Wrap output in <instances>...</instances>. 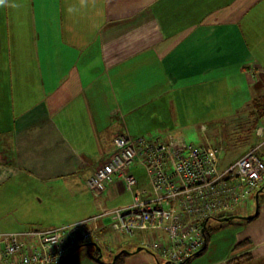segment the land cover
I'll list each match as a JSON object with an SVG mask.
<instances>
[{"label": "crops", "instance_id": "0c3cea01", "mask_svg": "<svg viewBox=\"0 0 264 264\" xmlns=\"http://www.w3.org/2000/svg\"><path fill=\"white\" fill-rule=\"evenodd\" d=\"M257 11H264V0H4L0 86L4 73L12 75L13 93L25 103L0 114V177L12 178L25 154L45 181L59 172L54 181L78 187L80 177L87 183L113 155L115 137L167 141L173 136L161 137L173 132L170 118L177 109L185 115L186 109L209 107L204 98L216 96L225 83L231 107L243 109L264 86V60L256 54L264 42L249 39L243 29L252 27ZM26 141L31 145L20 144ZM131 172L140 190H148L142 169ZM89 193L66 225L100 217L92 223L105 237L100 257L108 250L117 255L115 263L124 251L156 257L136 252L139 239L107 242V234L115 233L105 215L133 202L116 204L118 195L131 194L122 182ZM252 241L256 257H264V240ZM91 247L64 262L103 264L91 258ZM230 247L210 264H227Z\"/></svg>", "mask_w": 264, "mask_h": 264}, {"label": "built area", "instance_id": "2783aa9c", "mask_svg": "<svg viewBox=\"0 0 264 264\" xmlns=\"http://www.w3.org/2000/svg\"><path fill=\"white\" fill-rule=\"evenodd\" d=\"M239 159L221 167L223 146L149 140L120 134L115 151L88 180L97 195L117 181L133 196L129 206L106 214L111 230L124 240L139 239L146 250L170 264H184L206 246L205 222L235 213L264 188V129ZM137 163L147 174L148 190H140L131 172ZM100 217L24 232L0 233V264H61L76 249L100 244ZM105 240V239H104Z\"/></svg>", "mask_w": 264, "mask_h": 264}, {"label": "rangeland", "instance_id": "374dc122", "mask_svg": "<svg viewBox=\"0 0 264 264\" xmlns=\"http://www.w3.org/2000/svg\"><path fill=\"white\" fill-rule=\"evenodd\" d=\"M251 19L252 27L250 29L243 27L246 36L249 39H258L259 37L262 38L264 42V11L253 12ZM244 21L243 26L245 24ZM253 42L255 43V41ZM259 44L262 45L263 51L262 53L256 52V54L263 61L264 44H262V42ZM251 46L254 50L257 48V45L255 46L252 44ZM12 78L13 76L7 73H4L2 76V86H0V114L9 113L10 109L14 112L18 104L25 103L24 99L17 100L22 94L13 93ZM228 87H230V84L225 83L223 84V89L216 96L213 94L206 100L204 98V103L209 105V107L195 106L191 109H186L185 115L181 109H177V117L173 118L171 116L170 118L173 124L171 126L173 132L165 136L162 135L161 138L168 139L170 136H173V138L182 139L188 144H195L198 146L202 144H221V130L219 129L221 126L215 125V121H229L228 118H230L231 115H235L236 112L241 110L231 107V88L229 89ZM256 91H264V86L260 84L256 88ZM15 110H22V108H17ZM101 116L103 117V115ZM203 123L205 125H203ZM2 137H10V134H3ZM167 141H169V139ZM257 141L258 138L256 135L255 143ZM31 143V141H26L20 144L31 145ZM245 151L246 148H241L235 153L224 152L221 167L224 169L239 159L240 155ZM21 152L22 150L19 149L18 153L22 154ZM23 155V159L17 162L18 167L12 175V178H6L5 176L0 177V233L24 232L31 229L45 230L68 224L70 219L74 217L73 215L76 209L81 206L82 201L90 195L89 192H91V190L88 186V181L86 183V178L83 176L80 177L83 179L81 184L78 183V187L62 179L54 181L58 178L55 176L61 174L59 172L48 173L50 176H53L51 178L52 181H45L44 177L46 175L37 171L33 165L26 164L27 156L29 155ZM13 161H15V158ZM22 162H25V164L23 165ZM31 166H33L34 169H32ZM137 167V163H134L132 166L133 169ZM69 181L72 183L76 182L75 179H70ZM131 195L132 194H127L123 197L118 195L116 198L118 202L116 204H126L128 201L131 203L133 201L131 200ZM259 195L258 200L255 194L251 203L248 206L246 203L242 204L238 211V214L241 216L251 217L255 216L257 209H259L258 217L253 220L236 219L231 222L211 221L210 226L214 228V232L209 249L205 255L190 260V264L193 262H198V264H210V262L216 261L223 256L225 250L230 246H232L230 249L232 250L233 248L234 250L237 243L244 242L248 239L252 241V238H254L255 242L264 240V192H261ZM107 235V239L109 240L107 242L111 244L112 242L115 243V241L121 243L119 241L124 240L116 234L113 236L111 232ZM99 245H104L103 238ZM85 248L87 247L81 248L78 252H83ZM252 251L257 261H264V257H256L255 254L257 252L255 253L256 249L254 247ZM94 255L98 256V258H94L93 260L98 261V259H101L103 264H114L115 257L117 256L112 258V254H109L108 250H105L102 257L96 254ZM73 258L74 257H72L71 260ZM232 258H234V256ZM67 262L65 261L63 264ZM167 262L168 260L163 257H154L150 253L143 251L139 254L125 256L118 264H166Z\"/></svg>", "mask_w": 264, "mask_h": 264}, {"label": "trees", "instance_id": "16d2710c", "mask_svg": "<svg viewBox=\"0 0 264 264\" xmlns=\"http://www.w3.org/2000/svg\"><path fill=\"white\" fill-rule=\"evenodd\" d=\"M257 93L258 94H256L252 98V100L243 109H241L240 111L236 112L235 115L228 118L229 121L226 120L223 124L221 123V125H220L222 128V130L220 132L221 144L219 143L218 145L219 146L223 145V148H225L224 152L235 153L238 149H241V148H246V151H248L249 149H251L255 145V136L257 133V128L259 127L260 123L264 120V92H257ZM224 152H223V154H224ZM245 152H243L240 155V157ZM138 167L140 169H142L139 165H138ZM142 171H143L144 176L146 177V179L148 181L146 172L143 169H142ZM261 192H264V188L258 190L256 195L260 194ZM247 206H248V204H247ZM239 208L235 213H232V214L226 213L224 215L215 216V217H213L210 220L205 222L206 246L203 249V251L199 255H196L194 258L201 257V256L205 255L209 249L210 241H211V238H212V235L214 232L213 231L214 228H212L210 226L211 221L231 222V221H234L236 219L253 220L254 218L258 217V215H259V209H257L255 216H251V217L250 216H241L238 214ZM100 233H101V231H100ZM101 235H103V234L101 233ZM130 240H135V239H129V241ZM94 244H96V245H92V244L84 245V246L80 247V249L83 247H87V246H89V247L93 246V247H91L92 252L90 253V256L92 259H94V258L97 259L98 256H95L94 254L99 255V257H100V255L102 254V252H101L102 250H101V248H99V246H100L99 244H97V243H94ZM253 247H254V243H253V241H251V239H248L244 242L237 243L234 250H233L234 258H232L228 262V264H264V261H257L254 258V254L252 251ZM139 248H143V247L141 246ZM143 250H146V249L143 248ZM130 254H132V253H130L129 251L122 252V254L119 256V258L117 259V262L115 264H118L120 260H122L125 256L130 255ZM194 258H192V259H194ZM63 263H64V261L61 264H63ZM184 264H190V260Z\"/></svg>", "mask_w": 264, "mask_h": 264}, {"label": "water", "instance_id": "95a60500", "mask_svg": "<svg viewBox=\"0 0 264 264\" xmlns=\"http://www.w3.org/2000/svg\"><path fill=\"white\" fill-rule=\"evenodd\" d=\"M92 245H96V244L92 243ZM78 249H80V248H78ZM78 249H76L75 251H77ZM142 250H143V248H139L137 252H140V251H142ZM75 251H73L72 253H70V254L66 257V259H68L69 257H71V256L74 254ZM66 259H65V260H66ZM166 264H170V263H166Z\"/></svg>", "mask_w": 264, "mask_h": 264}, {"label": "clouds", "instance_id": "9594fccd", "mask_svg": "<svg viewBox=\"0 0 264 264\" xmlns=\"http://www.w3.org/2000/svg\"><path fill=\"white\" fill-rule=\"evenodd\" d=\"M4 3V0H0V4H3Z\"/></svg>", "mask_w": 264, "mask_h": 264}]
</instances>
